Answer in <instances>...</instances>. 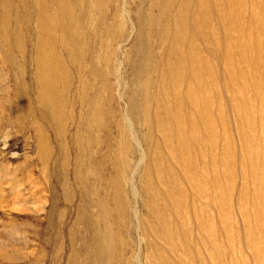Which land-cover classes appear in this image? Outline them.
Here are the masks:
<instances>
[{"label":"rangeland","instance_id":"rangeland-1","mask_svg":"<svg viewBox=\"0 0 264 264\" xmlns=\"http://www.w3.org/2000/svg\"><path fill=\"white\" fill-rule=\"evenodd\" d=\"M168 1L97 0L87 29L76 10L66 47L59 31L51 39L62 75L53 112L41 99L39 38L47 35L37 31L34 15L41 8L53 16L55 0H0V264H264V0L246 1L244 22L236 11L228 32L225 0L202 7L203 19L216 20L212 41L202 46L213 51L204 57L215 66L219 90L210 99L217 130L213 207L188 188L182 162L171 154L178 133L166 148L157 125L170 126L160 112L168 63L160 34L177 26L174 5L162 9ZM239 27L247 31L238 34ZM227 45L239 48L227 53ZM147 54L151 69L140 62ZM200 206L206 211L198 214ZM194 212L211 216L212 249Z\"/></svg>","mask_w":264,"mask_h":264},{"label":"bare ground","instance_id":"bare-ground-1","mask_svg":"<svg viewBox=\"0 0 264 264\" xmlns=\"http://www.w3.org/2000/svg\"><path fill=\"white\" fill-rule=\"evenodd\" d=\"M246 1H248V0H225L224 3L227 4V8L226 7L224 8L225 14L223 15L222 18L224 21V27L227 29V32L230 31V30H228V27H229V29L233 27L231 25L232 23H230V22L232 21L234 24V22L237 21V19H239L237 17L236 11L240 16L243 17L244 11H243L242 6L243 5L245 6ZM87 2H88V0H55V4H54L55 8H54V11H52L54 13L53 16H50V14L45 9H43L44 10L43 12L40 11L41 6L38 7V8H40L39 12L41 14V15L39 14V17H37V14L34 12L36 14V16L34 15V17L39 18L37 23H36L37 31L40 34H46L47 35L46 38H45V36L39 38V53H38L39 54V56H38V64L39 65L38 66H39V74H40L39 80L42 81L41 88H42V90H44L41 93L42 98L41 97L40 98L47 103V105L49 106V108L52 109L53 112L57 111L56 110L57 107L55 106V101H54V98H55L54 92L57 89L58 82L61 79L62 75L59 79L57 78L56 64H60L59 63L60 60L58 59V56H57L58 54L55 51H53V49L51 48L53 46L51 39L57 31H59L61 33L60 37H62L63 40L70 37V35H71V32L69 31V29L71 30L70 26H72V23L74 25H76L74 22V16H73V14L76 10H77L76 13H78L77 15L79 17V20L77 23L80 26H82L83 29L84 28L87 29L86 27H87V20H89L88 18L89 17L91 18L92 16H94L90 12V9H95L98 6L97 0H94L93 3L88 6L89 7L88 9L81 11V9L85 8V7L83 8V5L85 6L87 4ZM205 2H206V0H169L165 4V6H162V7H164L162 9L165 11V9L174 5L175 13H173V11H171V12L173 14H175V16L177 18V26L174 27V29H171L172 31H168V33H167V30L164 29V33L160 34V36H162V38H163L162 44H163V41H165L162 47H164L166 49V51H165L166 56H167L166 62H168L167 66L164 67V69H163L164 72L161 73L162 74L161 76L164 79V82L166 84L165 85L166 89H165V91H163V94H162L163 96H162L161 104H160L161 105L160 106V112H161V114H163L165 116V119L167 121H169L170 126L168 124L169 127L166 128L164 126L162 120L160 122H157V121L156 122H157V125L159 126L158 128H160V130H162V132H164L163 142H161V143H163L164 147L166 146V148L167 147L169 148L170 147L169 145H172L174 143L170 139V134L178 133L177 137H176L177 140L174 139V141L176 140L175 141L176 144H174L175 147L173 149L170 148L171 152H172L171 154L175 155L179 159V161L182 162L181 167L183 166V170H184L183 172L185 173V176L188 178V181L185 178L186 183H188V185H187L188 188L194 193V195L198 199L206 198L208 200V202L210 201L212 203V204H210V207H213V202H212L213 196H212L211 190H213L214 185H216L215 184V182H216L215 171L216 170H215L214 164L217 161L215 160V157L213 156L214 154L212 152H214V150H215L214 137L216 135L215 132L217 130L215 128V115H213V109L215 106H214L213 101H212L213 99L212 100H210V99L212 98V96H214L215 92H218L219 90L217 88V84L215 82V75L213 73V67H215V66H212L208 62V60L204 57L206 53L211 54L213 51L208 50L204 53L203 49H202L203 45H206V43L209 44V42L212 41V36L214 33H213V30L210 28L211 22L216 26V23H215L216 20H215V22H213V21L210 22V20H209L210 18L203 19L204 17L203 18L201 17V12L203 13L202 7L205 6ZM224 3H223V5H224ZM39 5H37V6H39ZM35 6L36 5H33V7H35ZM86 7H87V5H86ZM192 7L195 8V10H196V12L194 13L195 15L193 17H191L189 15V12H190ZM45 8H47V7H45ZM31 9L34 10V8H31ZM52 10H53V8H52ZM159 11H158V13H159ZM161 12H163V11H161ZM4 13H5V11H4ZM257 13L259 14V12H257ZM261 13H263V12H261ZM7 14H8V12H7ZM159 15H161V14L159 13ZM252 15H254V13ZM8 17H9V15H8ZM218 17H216V18H218ZM242 17H240V18H242ZM21 18H24V17L21 16ZM63 18H65L67 20L66 23H64L65 21L61 22V19H63ZM166 18H168V16ZM249 18H251V16ZM76 19L77 18H75V20ZM213 19H215V18H213ZM244 20H245V18L243 19V22H244ZM6 21L7 20H5V21L3 20V26H2L3 31H5V29L7 28L6 27L7 26ZM241 21H242V19H241ZM241 21H240V23H241ZM152 23L155 27L158 26V28H159L157 21H154V22L152 21ZM22 24H24V23H22ZM221 24H223V23H221ZM92 26H94V25H92ZM237 26H240V25L238 24ZM68 27H69V29H68ZM24 28H25V26H24ZM232 29H235V27ZM245 31H247L245 27L244 28L239 27V30L238 29L235 30V32L238 34L243 33ZM250 35H252V34H250ZM75 36L76 35H74L73 37H75ZM252 39H255V38L253 37ZM63 40H62V42L64 43L63 45H65V40L64 41ZM66 41L70 45H72L73 47H75L77 44L74 38H71V39L69 38V40H66ZM251 46H252L251 43L249 45H247V47H249V48ZM65 47H66V45H65ZM221 47H223V46H221ZM224 47H225L224 49L227 53H232L239 48V46H230V45L229 46L227 45ZM158 48H159V46H158ZM243 48H246V47H243ZM251 50H252V48H251ZM37 51H38V49H37ZM242 51H243V49H242ZM254 51H256V50H254ZM248 52H249V50H248ZM157 59H159V58H157ZM160 61H162V60H160ZM140 62L144 68L147 67L149 65V62H150V57L148 56V54L145 57L143 56L141 58ZM162 63H164V62H162ZM154 64H152V65H154ZM161 66H159V67L161 68ZM163 66H165V65L163 64ZM160 68H159V70H160ZM185 68H187V70ZM151 71H154V70H151ZM46 77H47L48 81H45ZM240 78H241V76H240ZM61 82H63V81H61ZM245 84L247 86L248 82ZM245 84H242L243 87H245L244 86ZM240 86L241 85H239V87ZM240 89H238L237 93L239 92ZM147 91H148V89L146 90V92ZM241 93H244V92H241ZM155 95H156V93H155ZM240 95L241 94H239V96ZM244 95L245 94H243V96ZM243 96H240V98ZM144 98H145V101H148V98H147L145 91H144ZM150 98H151V96H150ZM250 101L247 100V102H250ZM244 103H246V101H244ZM147 106H148V103H145L143 106L144 107L143 108L144 113H146V111H147ZM216 107H217V105H216ZM247 108H248V106H247ZM250 123H252L251 120H250ZM250 123L248 122L247 124H250ZM152 129L155 130L153 127H152ZM159 149H157V150H159ZM226 150H228V149H226ZM89 155H90V153H89ZM163 157H165V156H163ZM229 158L227 157L226 160H229ZM156 161H157V159H156ZM165 163L167 164V162H165ZM153 164H154V162H153ZM176 166H177V164H176ZM178 166H179V164H178ZM154 167H156V166H154ZM175 168L174 167L172 168L173 171ZM177 168H179V167H177ZM78 170H77V172H78ZM160 170H161V168H160ZM175 171H176V169H175ZM169 174H171V173H169ZM182 176L184 178V175H182ZM166 177L168 178V175ZM164 178H162V179H164ZM183 178H181V180ZM168 179H170V178H168ZM98 180H95V181L97 182ZM204 181H205V184H204ZM148 183H149V181H148ZM112 184H114V183H112ZM146 185H148L146 192L149 193V190L152 191V187L150 184H146ZM184 186H185V184H184ZM152 196L153 197L156 196L154 194V192H152ZM171 197H172V193L167 192L166 198L168 200H171ZM174 205L177 209L176 212L178 214L182 215V212L184 210L182 202L177 201L174 203ZM222 205H223V203H222ZM210 207L208 210H210ZM202 209L205 210L204 206L199 207L198 214H199V212L201 213ZM198 214L195 213V220L197 219L200 221V223L198 225V233L201 236H203L202 238H204V236L206 237V239H204L205 243H206L205 245L208 248L212 249L213 248V242H214L213 241L214 239L212 240L214 226H212L213 223L211 220V216H210V214L203 212L202 216L199 215V218H200L199 219V218H197ZM156 218L159 221V227L164 226L163 223L159 220V217L156 216ZM90 223L93 226V222H90ZM179 227H181V225ZM93 228H94V226H93ZM166 232L164 233L165 238L170 239L172 237V235L169 233H166ZM177 232L179 233V231H177ZM215 234H217V233H215ZM93 238H97V235L94 234ZM171 240H172V238L170 239V241ZM199 245H201V244H199ZM195 247H196V245H195ZM86 262L87 261L83 262L82 264H88Z\"/></svg>","mask_w":264,"mask_h":264}]
</instances>
